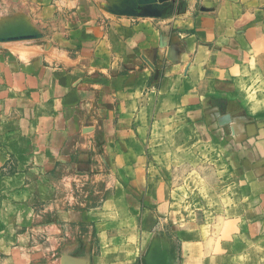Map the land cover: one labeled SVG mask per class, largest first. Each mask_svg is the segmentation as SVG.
<instances>
[{
	"label": "crops",
	"instance_id": "0c3cea01",
	"mask_svg": "<svg viewBox=\"0 0 264 264\" xmlns=\"http://www.w3.org/2000/svg\"><path fill=\"white\" fill-rule=\"evenodd\" d=\"M155 243L264 264V0H0V264Z\"/></svg>",
	"mask_w": 264,
	"mask_h": 264
},
{
	"label": "rangeland",
	"instance_id": "374dc122",
	"mask_svg": "<svg viewBox=\"0 0 264 264\" xmlns=\"http://www.w3.org/2000/svg\"><path fill=\"white\" fill-rule=\"evenodd\" d=\"M177 174L178 175H180L181 174V172H177ZM197 191V190H196ZM153 245H155V247H152V254L151 255H155V254H157V255H155V256H158V258H159V260H154V263L155 264H160V263H163V264H165V263H167V264H172V259H170V258H168V256L166 255V253L164 252V250L163 251H159L158 250V245H157V243H155V244H153ZM159 251V253H157ZM161 254V256H159ZM155 256H154V259H156L155 258ZM153 263V264H154Z\"/></svg>",
	"mask_w": 264,
	"mask_h": 264
},
{
	"label": "water",
	"instance_id": "95a60500",
	"mask_svg": "<svg viewBox=\"0 0 264 264\" xmlns=\"http://www.w3.org/2000/svg\"><path fill=\"white\" fill-rule=\"evenodd\" d=\"M152 247H155V245H151L150 248H149V251H148V257L147 259L150 261V262H154V255H151L152 254ZM156 255V254H155ZM156 258V256H155ZM160 264H163V263H160ZM166 264V263H165Z\"/></svg>",
	"mask_w": 264,
	"mask_h": 264
}]
</instances>
